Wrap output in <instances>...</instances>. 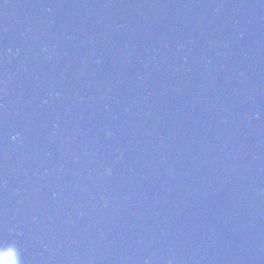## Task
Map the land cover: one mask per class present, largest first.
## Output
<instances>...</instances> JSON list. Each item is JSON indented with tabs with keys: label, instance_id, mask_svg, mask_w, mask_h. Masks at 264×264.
Instances as JSON below:
<instances>
[{
	"label": "water",
	"instance_id": "1",
	"mask_svg": "<svg viewBox=\"0 0 264 264\" xmlns=\"http://www.w3.org/2000/svg\"><path fill=\"white\" fill-rule=\"evenodd\" d=\"M0 264H264V0H0Z\"/></svg>",
	"mask_w": 264,
	"mask_h": 264
},
{
	"label": "clouds",
	"instance_id": "2",
	"mask_svg": "<svg viewBox=\"0 0 264 264\" xmlns=\"http://www.w3.org/2000/svg\"><path fill=\"white\" fill-rule=\"evenodd\" d=\"M13 139H15V137H13Z\"/></svg>",
	"mask_w": 264,
	"mask_h": 264
}]
</instances>
